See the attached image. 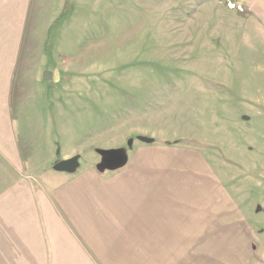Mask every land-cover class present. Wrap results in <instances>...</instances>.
Instances as JSON below:
<instances>
[{
    "label": "crops",
    "instance_id": "0c3cea01",
    "mask_svg": "<svg viewBox=\"0 0 264 264\" xmlns=\"http://www.w3.org/2000/svg\"><path fill=\"white\" fill-rule=\"evenodd\" d=\"M43 1L0 0V264H218L221 257L227 264H264V201L261 211L236 220L238 253L228 238L217 239L219 224L233 211L227 204L219 209L212 173L197 153L199 179L187 181L185 161L171 160L179 149L142 141L135 146L134 140L118 149L105 145L96 130L100 116L90 110L99 81L77 78L95 73V55L67 41L47 56L58 12ZM237 1L247 10L245 19L264 27V0ZM77 53L81 61L72 59ZM49 56L65 57L66 67ZM91 124L92 138L99 136L103 146H88ZM126 131L120 142L130 135ZM107 150L121 151L115 169L103 167ZM73 157L79 163L74 172L54 169Z\"/></svg>",
    "mask_w": 264,
    "mask_h": 264
},
{
    "label": "rangeland",
    "instance_id": "374dc122",
    "mask_svg": "<svg viewBox=\"0 0 264 264\" xmlns=\"http://www.w3.org/2000/svg\"><path fill=\"white\" fill-rule=\"evenodd\" d=\"M43 2L58 12L49 30L47 56L67 41L95 55V73L77 78L99 81V98L92 100L95 108L90 110L100 116L96 130L105 145L118 149L134 140L136 146L138 137H147L179 149L171 160L185 161L187 181L199 179L197 153L212 173L219 209L228 206V213L233 211L230 221L219 224L217 239L228 238L235 250L242 249V242L235 240L242 234L240 224L233 229L236 220L246 211H261L264 201L263 25L215 0ZM83 58V53L72 57ZM50 63L67 65L62 56L50 57ZM55 117L52 114V127ZM89 129L88 146H103L99 136L92 138L97 134L92 124ZM124 129L130 135L120 142ZM85 152L94 157L91 149ZM80 158L83 166L85 158ZM209 182L203 178V197L209 195L204 194ZM254 232L259 239L260 233ZM221 258L218 264L229 262Z\"/></svg>",
    "mask_w": 264,
    "mask_h": 264
},
{
    "label": "trees",
    "instance_id": "16d2710c",
    "mask_svg": "<svg viewBox=\"0 0 264 264\" xmlns=\"http://www.w3.org/2000/svg\"><path fill=\"white\" fill-rule=\"evenodd\" d=\"M215 1L223 5L228 10L234 11L237 15H243L247 11L245 7L238 4L237 0H215ZM138 139L144 143L154 142L151 138H147V137H138ZM101 154L104 158L103 167L105 169L112 170L119 166L120 161L122 159L120 150L102 151Z\"/></svg>",
    "mask_w": 264,
    "mask_h": 264
},
{
    "label": "water",
    "instance_id": "95a60500",
    "mask_svg": "<svg viewBox=\"0 0 264 264\" xmlns=\"http://www.w3.org/2000/svg\"><path fill=\"white\" fill-rule=\"evenodd\" d=\"M43 78L48 80L50 78L49 73L46 72L43 75ZM78 159L77 157H73L67 160L59 161L54 165V169L58 171H67V172H74L75 169L78 167Z\"/></svg>",
    "mask_w": 264,
    "mask_h": 264
}]
</instances>
